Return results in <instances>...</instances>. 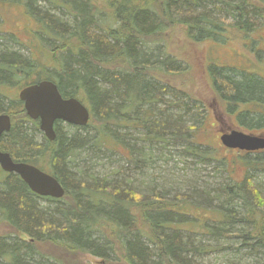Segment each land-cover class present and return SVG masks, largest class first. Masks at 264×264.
<instances>
[{
	"label": "trees",
	"instance_id": "1",
	"mask_svg": "<svg viewBox=\"0 0 264 264\" xmlns=\"http://www.w3.org/2000/svg\"><path fill=\"white\" fill-rule=\"evenodd\" d=\"M49 1L70 19L42 11L35 5L38 0H0L24 5L39 29L37 41L25 47L31 53L43 48L51 59L40 65L9 47L12 42L24 46L14 34L9 33L10 40L0 35V85L23 88L52 81L63 98L79 99L90 117L84 127L58 121L55 139L43 136L38 143L26 128L30 123L38 132V121L26 115L23 103L15 99L3 106L0 99V114L11 121L0 137V151L53 175L65 191L60 199L37 196L18 175L0 168V225L10 230L0 235V264H70L65 254L91 255L99 264H203L196 258L207 246L198 236L237 238L254 264H264V184L254 183L247 173L241 180L228 177L212 190L194 189L191 197L176 195L172 201L154 187L140 193L119 179L118 171L112 180L96 177L86 165L98 153L126 149L124 154L120 150L124 159L143 167L153 154L146 143L164 148L177 141L187 143L189 153L225 164L217 149L196 140L203 120L198 127L188 125L199 114L192 110L205 106L172 81L183 77L188 65L167 41L181 34L187 49L207 38L228 39L231 30L249 34L261 10L257 3L264 0ZM1 26L0 18V34ZM208 70L209 85L228 94L230 110L238 97L264 95L260 80H234L213 65ZM254 83L261 89L255 90ZM119 129L139 130L144 145L131 146ZM237 152L247 170L255 162L252 153ZM188 206L208 214L201 226L190 225L196 217ZM184 223L190 227L180 228ZM40 243L65 254L42 252Z\"/></svg>",
	"mask_w": 264,
	"mask_h": 264
},
{
	"label": "rangeland",
	"instance_id": "2",
	"mask_svg": "<svg viewBox=\"0 0 264 264\" xmlns=\"http://www.w3.org/2000/svg\"><path fill=\"white\" fill-rule=\"evenodd\" d=\"M35 5L44 12L47 10L50 14L59 16L60 19H70L62 7H55L48 0H38ZM257 5L261 7V10H259V16L256 18L255 29L249 34L231 30L228 39L214 40L213 38H207L192 48L188 46L187 49L183 44L184 37L181 34L173 35L170 41H167L170 51L185 59L188 65L186 74L172 81L205 106V110L200 108L192 110L193 113L198 111L199 114L198 116L194 114L193 123L188 125L198 127L203 120V128L197 132L198 139L196 140L217 149L218 155L222 157L225 164L189 153L186 150L187 143L180 141L169 144L164 148H160L155 143H146L147 146L150 145L153 149L149 165L136 167L131 164L129 159L125 160L124 155L122 156V152L123 154L127 152L126 149H120L122 152L118 150L119 152L116 153H98L95 160L86 164L90 168L88 173L112 180L115 178L114 171H118L119 179L125 180L132 188L139 190L140 193H145L144 190L147 187H154L160 191L163 190L168 200L172 201L175 200L176 195L191 197L194 189L212 190L217 185L228 182V177L241 180L245 173L252 178L254 183L264 184V152H252L249 157L255 162L246 170L240 158L241 154L237 152L238 150H229L222 146L219 140L221 134L217 121V118L221 119L225 127L232 130L237 129L264 137V95H259V97L247 95L244 100L238 97L235 99L232 110H230L232 101L227 98L228 94L226 95L222 87H219V90L214 89L208 81V69L209 66L213 65L218 69L223 67L224 71L234 80H238L242 76L241 81L255 78L264 83V3H257ZM0 18L2 21V33L0 35L8 38L9 33L14 34L18 42L24 44L23 46L14 42L8 43L12 50L21 53L25 57H31L40 65L50 62V55L43 48L39 47L32 50L31 53L30 49L25 47L27 42L37 41L39 29L34 18L26 13L23 4L0 2ZM254 85H256L255 90L261 89V85L255 83ZM21 89L22 85L18 84L0 85V99L3 101V106L9 100H18V93ZM196 105L200 104L197 102ZM26 128L28 134L36 142H42L44 135L40 130L35 131L30 123L26 125ZM116 131L121 137L125 136L126 141L131 146L140 148L144 145L140 140L141 132L139 130L119 129ZM199 149L204 151L207 148L200 147ZM144 174L147 179L142 176ZM149 194L146 191L144 195ZM193 200L199 201L194 195ZM41 203L46 207H54L53 204ZM186 210L189 211L190 215L196 217V223L192 222L190 225L201 226L203 221L208 218V214L201 208L188 206ZM190 225L184 223L179 227L188 229ZM9 231L4 225H0V235L10 233ZM17 235L24 239L27 238L26 235L21 233ZM199 239L207 247L203 253L197 256L196 260L198 262L203 264H254L253 259L246 256L245 249L240 246L241 240L237 238L216 241L210 236H198L197 241ZM38 247L41 248L42 252L54 256L65 254L62 249L45 243L38 244ZM65 256L67 260H71L70 264L101 263L99 258L87 254H65ZM118 264L123 263L118 261Z\"/></svg>",
	"mask_w": 264,
	"mask_h": 264
},
{
	"label": "water",
	"instance_id": "3",
	"mask_svg": "<svg viewBox=\"0 0 264 264\" xmlns=\"http://www.w3.org/2000/svg\"><path fill=\"white\" fill-rule=\"evenodd\" d=\"M18 100L23 103L26 115L31 120L38 121L39 130L49 141L55 139L56 122L84 127L89 121L88 108L75 97L63 98L57 85L49 80H41L23 87L18 93ZM10 128L9 116L0 114V137ZM220 133L219 140L222 146L229 150L247 153L264 150L262 136L237 129L228 132L221 130ZM0 168L6 173L18 175L37 196L60 199L64 195L62 184L53 175L34 165L15 162L8 153L2 151H0Z\"/></svg>",
	"mask_w": 264,
	"mask_h": 264
},
{
	"label": "flooded vegetation",
	"instance_id": "4",
	"mask_svg": "<svg viewBox=\"0 0 264 264\" xmlns=\"http://www.w3.org/2000/svg\"><path fill=\"white\" fill-rule=\"evenodd\" d=\"M238 114V113H237ZM217 121H218V124H219V132L221 131V130H223V131H225V132H228L229 130H232V129H230L229 127H225V125H224V123H223V121L221 120V119H218L217 118ZM236 128H238V127H236ZM221 134V133H220ZM260 151H262V150H260Z\"/></svg>",
	"mask_w": 264,
	"mask_h": 264
},
{
	"label": "bare ground",
	"instance_id": "5",
	"mask_svg": "<svg viewBox=\"0 0 264 264\" xmlns=\"http://www.w3.org/2000/svg\"><path fill=\"white\" fill-rule=\"evenodd\" d=\"M248 119V118H247ZM70 161V160H69ZM71 163V162H70ZM200 240V239H199Z\"/></svg>",
	"mask_w": 264,
	"mask_h": 264
}]
</instances>
